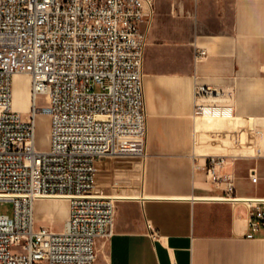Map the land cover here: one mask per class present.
I'll use <instances>...</instances> for the list:
<instances>
[{"label": "crops", "instance_id": "0c3cea01", "mask_svg": "<svg viewBox=\"0 0 264 264\" xmlns=\"http://www.w3.org/2000/svg\"><path fill=\"white\" fill-rule=\"evenodd\" d=\"M143 28L145 150L96 163L114 224L95 264H264V225L248 235L264 208V0H155Z\"/></svg>", "mask_w": 264, "mask_h": 264}, {"label": "built area", "instance_id": "2783aa9c", "mask_svg": "<svg viewBox=\"0 0 264 264\" xmlns=\"http://www.w3.org/2000/svg\"><path fill=\"white\" fill-rule=\"evenodd\" d=\"M154 2L0 0V203H12L11 213L0 212V264H95L97 239L114 224L112 198L93 188L96 163L145 150L143 27ZM16 74L30 75L36 98H44L28 116L12 105ZM207 109L218 108L196 111ZM41 112L50 118L47 150L36 137ZM211 159L214 173L224 160ZM59 196L69 198L70 212L56 230L37 219L36 202ZM261 225L264 208L254 206L248 235Z\"/></svg>", "mask_w": 264, "mask_h": 264}, {"label": "rangeland", "instance_id": "374dc122", "mask_svg": "<svg viewBox=\"0 0 264 264\" xmlns=\"http://www.w3.org/2000/svg\"><path fill=\"white\" fill-rule=\"evenodd\" d=\"M19 85H22L26 82L25 76H21L20 80L18 81ZM43 97H39V101H43ZM25 115L28 111H22ZM37 143L38 147L41 149H47L49 145V139H50V118L48 115L39 113L37 116ZM61 199H56L52 201V199H46V200H39L36 202V217L42 222L51 223L53 225V228L56 230H61L64 228L65 220L67 219V214L61 215L59 214L54 206L56 208L61 203H65V201H60ZM66 204V203H65ZM68 210V207H66ZM12 211V203L11 202H2L0 203V212H8L11 213ZM50 211L52 214H50ZM64 214V213H63Z\"/></svg>", "mask_w": 264, "mask_h": 264}, {"label": "bare ground", "instance_id": "6f19581e", "mask_svg": "<svg viewBox=\"0 0 264 264\" xmlns=\"http://www.w3.org/2000/svg\"><path fill=\"white\" fill-rule=\"evenodd\" d=\"M21 76H25L26 82L23 83L22 85H19L18 81L20 80ZM37 101H39V97L36 98V96H35V91L33 89L32 80H31L30 75H28V74H16L14 76L13 90H12V105H13V107L16 110L20 111L24 116H28L29 112H30V108H33V106L36 104ZM22 111H28V112L25 115ZM211 111H213L214 113H221L222 112L219 109H215V110L207 109L206 112L203 114L210 113ZM38 114H37V116H38ZM41 114L48 115L47 113H42V112H41ZM36 132H37V117H36ZM47 149H42V150H47ZM49 199L68 200L69 212H70V201H69V198H67L66 196L52 197ZM68 216H69V213H68ZM67 220H68V217H67L65 223L67 222Z\"/></svg>", "mask_w": 264, "mask_h": 264}]
</instances>
